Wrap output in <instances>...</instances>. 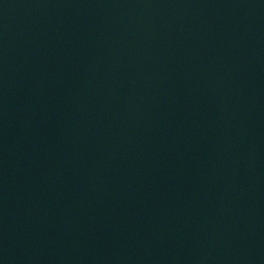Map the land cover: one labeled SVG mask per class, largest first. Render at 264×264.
<instances>
[{
	"label": "water",
	"instance_id": "1",
	"mask_svg": "<svg viewBox=\"0 0 264 264\" xmlns=\"http://www.w3.org/2000/svg\"><path fill=\"white\" fill-rule=\"evenodd\" d=\"M0 264H264V0H0Z\"/></svg>",
	"mask_w": 264,
	"mask_h": 264
}]
</instances>
